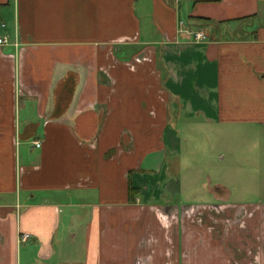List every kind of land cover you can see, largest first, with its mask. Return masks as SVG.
<instances>
[{"label": "crops", "instance_id": "crops-1", "mask_svg": "<svg viewBox=\"0 0 264 264\" xmlns=\"http://www.w3.org/2000/svg\"><path fill=\"white\" fill-rule=\"evenodd\" d=\"M0 39V264H264L182 152L264 128V0H0Z\"/></svg>", "mask_w": 264, "mask_h": 264}, {"label": "rangeland", "instance_id": "rangeland-1", "mask_svg": "<svg viewBox=\"0 0 264 264\" xmlns=\"http://www.w3.org/2000/svg\"><path fill=\"white\" fill-rule=\"evenodd\" d=\"M182 18L186 22L187 16ZM218 136L208 141L210 146L206 157L195 153L196 142L182 150L189 157L194 153L193 159L204 166V172H197L198 178L192 185L187 187L183 183V196L193 192V197H201L213 189L226 197L227 203L264 202V128L251 133L243 127L226 126L224 133ZM192 170L191 167L188 171ZM197 201L201 199L193 202Z\"/></svg>", "mask_w": 264, "mask_h": 264}, {"label": "built area", "instance_id": "built-area-1", "mask_svg": "<svg viewBox=\"0 0 264 264\" xmlns=\"http://www.w3.org/2000/svg\"><path fill=\"white\" fill-rule=\"evenodd\" d=\"M179 32L193 39L196 42H203V41H207L208 39V35L203 30L201 29L197 30V29L192 28L184 20L179 21ZM6 43H7L6 39H0V45L6 44ZM35 146L39 148L40 143L39 142L35 143ZM28 239H29L28 235H24L21 237V241H27Z\"/></svg>", "mask_w": 264, "mask_h": 264}, {"label": "trees", "instance_id": "trees-1", "mask_svg": "<svg viewBox=\"0 0 264 264\" xmlns=\"http://www.w3.org/2000/svg\"><path fill=\"white\" fill-rule=\"evenodd\" d=\"M196 21H198V23L199 24H201V25H204V24H211V23H213L211 20H209V19H204V18H198V20H196Z\"/></svg>", "mask_w": 264, "mask_h": 264}]
</instances>
